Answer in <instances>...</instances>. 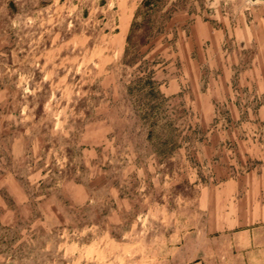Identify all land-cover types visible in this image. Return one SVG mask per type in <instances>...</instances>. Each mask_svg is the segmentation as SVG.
Wrapping results in <instances>:
<instances>
[{
  "label": "rangeland",
  "instance_id": "obj_1",
  "mask_svg": "<svg viewBox=\"0 0 264 264\" xmlns=\"http://www.w3.org/2000/svg\"><path fill=\"white\" fill-rule=\"evenodd\" d=\"M163 1L0 0V264H264V0Z\"/></svg>",
  "mask_w": 264,
  "mask_h": 264
},
{
  "label": "trees",
  "instance_id": "obj_2",
  "mask_svg": "<svg viewBox=\"0 0 264 264\" xmlns=\"http://www.w3.org/2000/svg\"><path fill=\"white\" fill-rule=\"evenodd\" d=\"M163 2V0H142L141 6L136 10L125 40L126 46L122 58L127 65L133 66L141 62L143 55L139 52L140 49L165 32L166 25L172 16L166 17L162 14L157 17L156 13ZM138 19H140L139 22ZM153 73L149 71L146 74L144 71L139 79L146 78L150 81Z\"/></svg>",
  "mask_w": 264,
  "mask_h": 264
}]
</instances>
